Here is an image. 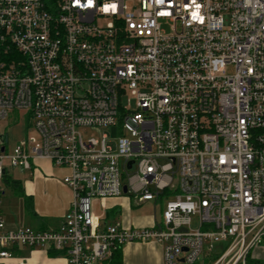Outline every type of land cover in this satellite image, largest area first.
<instances>
[{
    "label": "built area",
    "instance_id": "1",
    "mask_svg": "<svg viewBox=\"0 0 264 264\" xmlns=\"http://www.w3.org/2000/svg\"><path fill=\"white\" fill-rule=\"evenodd\" d=\"M13 112L28 124L7 147ZM37 160L72 199L49 230L0 209V264L16 247L107 264L152 241L162 264H198L205 243L211 264H245L264 246V0H0V181ZM122 197L162 201L160 222L102 225L92 202Z\"/></svg>",
    "mask_w": 264,
    "mask_h": 264
},
{
    "label": "crops",
    "instance_id": "2",
    "mask_svg": "<svg viewBox=\"0 0 264 264\" xmlns=\"http://www.w3.org/2000/svg\"><path fill=\"white\" fill-rule=\"evenodd\" d=\"M17 139V135L11 133V127L8 128L5 145L9 147L10 143L13 146ZM29 172L28 178L20 182L24 196L30 199V206H26L23 198L5 188L0 181V186L3 188L0 209L6 227L8 229L19 227L39 230L56 229L72 199L70 189L62 183V178L67 171L54 167L46 160H37ZM7 174L9 175L8 170ZM5 196H8V199L3 201ZM131 201L127 197L105 201L95 200L92 202V212L94 216L100 217L102 225L118 222L126 229L153 227L160 222L162 201L134 202L135 206L146 204L151 209L150 214L134 218L130 217L131 211L134 210L130 205ZM216 249L222 250V246L216 245L214 250ZM259 249L264 253V246ZM49 252H51L49 249L16 247L12 257L4 260L3 264H67L63 255L60 253L49 255ZM120 253L122 264H162L161 246L157 242H129L121 247ZM251 258L258 260L253 254Z\"/></svg>",
    "mask_w": 264,
    "mask_h": 264
},
{
    "label": "rangeland",
    "instance_id": "3",
    "mask_svg": "<svg viewBox=\"0 0 264 264\" xmlns=\"http://www.w3.org/2000/svg\"><path fill=\"white\" fill-rule=\"evenodd\" d=\"M224 72L227 75H232L234 73V68L232 66H226L225 69H224ZM120 105H121L122 108L134 110V102L132 101V102L128 103L126 96L122 97V99L120 101ZM27 119L28 118L25 117V116H23L22 118L19 117L18 113H15V112L10 113L8 115V118H7V121L5 123L6 124L5 126L7 128L11 127V133H15L17 135L18 139L16 140V142H18L20 139H23V137H24V131L23 130H24V125L26 126L28 124L27 123ZM107 133H108L109 138L111 140H113V141L110 140V144L112 145L113 142H114V139H116L118 137L117 128L116 127H112L109 130H107ZM82 134H83L84 137H88V136L94 135V134H92L90 132H87V131L82 132ZM10 146H12V145H10V143H9V147ZM5 165H7V162H5ZM8 171H9V175L12 178L19 179L21 181L27 179L29 174H30L29 170L28 171L19 172L16 169H8ZM5 199L7 200L8 196H5L3 198V201ZM0 203H1V201H0ZM130 205L134 208V210H132L131 213H130V217L131 218L144 217L145 215H148L151 212V209H150L149 205L143 204V205H140V206H135L134 201H131ZM207 245H208V243H205L204 251H203V254L201 256L200 263H198V264H211L212 260L215 259L214 257L218 256L222 252V250L216 249V251L213 250L212 252L209 253V255H206L208 253L206 251V246ZM251 254H253L255 257H257L258 260H260V261L263 260L264 253L259 248L254 249L251 252Z\"/></svg>",
    "mask_w": 264,
    "mask_h": 264
},
{
    "label": "trees",
    "instance_id": "4",
    "mask_svg": "<svg viewBox=\"0 0 264 264\" xmlns=\"http://www.w3.org/2000/svg\"><path fill=\"white\" fill-rule=\"evenodd\" d=\"M2 185L5 188H8L12 192H14L15 195L18 197L23 198L24 203H26V206H30V199L26 198L22 192L21 182L18 179L10 177L7 172L4 174L2 181ZM121 248L117 249L111 256L108 264H122L121 261ZM56 253L51 251L49 252V255H55ZM245 264H264V260H256L251 258V254L247 256Z\"/></svg>",
    "mask_w": 264,
    "mask_h": 264
},
{
    "label": "water",
    "instance_id": "5",
    "mask_svg": "<svg viewBox=\"0 0 264 264\" xmlns=\"http://www.w3.org/2000/svg\"><path fill=\"white\" fill-rule=\"evenodd\" d=\"M122 191H123V193H125V191H126V188L125 187H122ZM185 251V250H184ZM182 262V261H181Z\"/></svg>",
    "mask_w": 264,
    "mask_h": 264
}]
</instances>
